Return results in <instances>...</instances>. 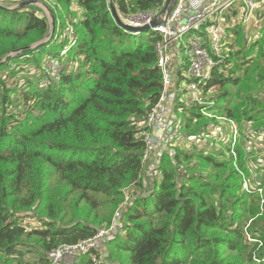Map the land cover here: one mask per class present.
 Here are the masks:
<instances>
[{
  "label": "trees",
  "instance_id": "trees-1",
  "mask_svg": "<svg viewBox=\"0 0 264 264\" xmlns=\"http://www.w3.org/2000/svg\"><path fill=\"white\" fill-rule=\"evenodd\" d=\"M36 1L54 19L52 38L4 62L50 27L33 6L0 8V264H51L48 254L109 230L120 209L121 230L74 264H264V176L251 182L243 144L205 152L174 140L159 157V180L144 186L140 123L161 92V36L124 30L108 0ZM164 1L116 2L129 19L158 12ZM258 11L255 42L248 45L241 28L225 29L226 66L213 71L204 105L177 113L180 138L219 123H234L245 140L264 130L262 4ZM70 26L77 40L68 47L59 37ZM52 48L60 62L69 50L57 78L47 66L57 60ZM25 68L32 71L22 76Z\"/></svg>",
  "mask_w": 264,
  "mask_h": 264
},
{
  "label": "built area",
  "instance_id": "built-area-1",
  "mask_svg": "<svg viewBox=\"0 0 264 264\" xmlns=\"http://www.w3.org/2000/svg\"><path fill=\"white\" fill-rule=\"evenodd\" d=\"M202 1L176 0L170 13L165 17V23L151 30L161 36L155 45L157 67L161 74V92L156 105L140 123L141 128H146V131L141 133L144 135L147 147L144 160L154 149L151 144L154 129L165 131L175 124V129L170 133V138L174 137L179 126L177 113L183 110L182 106L188 108L195 104L204 105V90L213 71L226 66L228 53H225V46L229 38L223 27V17L234 13L235 9L236 17H240L244 26H252L255 21L254 24L261 27L259 22H262V19L256 21V12L264 0H210L208 3ZM158 12L141 14L123 21H128L131 26H141L148 23ZM65 32L69 36L67 46H75L72 44L75 33L71 30ZM189 35L191 36L188 37ZM186 37L188 38L184 47L185 58H181L180 41ZM174 46L176 56L172 52ZM60 54V56L65 55L66 50L61 51ZM55 73L54 69L51 75L54 76ZM229 125L235 128L234 123ZM166 139H162L163 142ZM243 186L247 189L246 183ZM121 228L120 211H117L109 230H101L93 238L74 246H60L48 254L51 264L77 263L80 253L98 251L103 242L111 239ZM109 232L111 233L108 234Z\"/></svg>",
  "mask_w": 264,
  "mask_h": 264
},
{
  "label": "rangeland",
  "instance_id": "rangeland-1",
  "mask_svg": "<svg viewBox=\"0 0 264 264\" xmlns=\"http://www.w3.org/2000/svg\"><path fill=\"white\" fill-rule=\"evenodd\" d=\"M21 2L22 1L20 0L17 5H11V4L8 5V3H10V2L4 1V2H0V6L14 10V9H18V5ZM46 3H48V2H46ZM262 5L264 6V2ZM30 6L37 8L38 9L37 14L45 17L47 20H49V23L51 22L50 18L52 17V15H51L50 11L48 10V8L46 7L47 5H44L43 3L38 2V3L30 5ZM23 8L25 10L26 7H23ZM70 10H72V12H69V13L72 14V16H74L75 10H73V9H70ZM60 12L63 14V16L66 15V13H67L63 9H60ZM236 15H237V12L235 13V9H234V13H230L229 15H226L223 17L224 29L229 28L230 30H232L235 28H241L244 38L247 39V44L249 45L252 42H255L256 36H258L262 33L261 27H258L256 24H254L255 21L252 24V26L251 25L244 26L240 17L239 16L236 17ZM260 16H261V13L258 11L256 13V21L259 20ZM124 21L126 23H128V21H126V20H124ZM137 23H139V21H137ZM259 23H261V22H259ZM65 30L74 31L72 26L67 27ZM250 31H251V33L249 34ZM52 35H53V33L52 34L49 33V35L45 39H47L49 41L52 38ZM64 36L67 38V40H69V36L66 33H64L62 36H60L59 40L60 41L65 40ZM190 36L191 35H189L188 37H190ZM188 37L183 38L180 41V45L182 47V50L179 53H180L181 58H185L184 47L187 45V38ZM76 40H77L76 37H74L72 39L73 45H75ZM232 40H233V36L231 35V41ZM38 44L39 43L34 44V47L36 48V46ZM66 45H68V43ZM239 47H241V44L234 45L233 51H235ZM35 48H33V49H35ZM51 50H53V52L56 54L53 59H55L56 57L58 58L60 48H52ZM67 52L65 55L61 56V62L58 61L59 59H57V58H56L57 60H55V61H51V60L48 61L47 66L51 69V71L53 72L54 69L56 70L55 75L51 76V77L57 78L58 74L60 72L61 66L63 64L66 65L65 63H67V60L69 59V54ZM15 55L16 54H10V58L14 57ZM3 60H2V62H4ZM25 70L26 71L22 74V76H26V74H28V71H32L31 69H28V68H25ZM42 83H43V81H42ZM43 85H45V84L43 83ZM219 102H218L219 105L223 104L222 101L220 103ZM177 117L181 118V116H179L178 114H177ZM249 128H250V123L244 124V127H243L244 130H250ZM237 129H238L237 125H235V128L233 129L227 123H219L218 125H213V126L207 128V131L202 133L200 136L199 135L198 136H192L190 138L185 139V138H180V136L182 134L180 133V131H179L180 128L178 126V128H176L177 134L175 135L177 137H173V139L170 141L168 138L160 145L157 143L156 146H153L154 149L147 154L146 170L147 171L151 170V172H152L151 174H154L153 176H157V180H159V173H157V171H155V169L158 168L159 157L161 156L162 152L168 151L169 148H171V146L174 145V143H172L174 140H175L176 144L183 146L185 148V150H190V149L196 147L198 149L205 150V152H210L211 150H213L211 148L212 146H214L220 150V149H223V145L225 143H230L231 148L235 147V145L237 143H240V144H243V148L245 150V155L243 157H244V159H246V162H247V166H248V169L250 172L249 177L251 178V182L252 183L257 182L259 180V178H262L264 176V130L259 132L258 135L250 136L248 139L245 140L244 138H242L241 134H239V131ZM230 154H232V153L229 152V155ZM155 164H156V167H155ZM154 171L156 173H154ZM242 189L244 190V186ZM120 210H117V211H120ZM117 211H115V213ZM115 213L113 214V216L115 215ZM113 216H112V218H113ZM99 231H101V230H99ZM110 233L111 232H109L108 234H110ZM104 249H105V247H104Z\"/></svg>",
  "mask_w": 264,
  "mask_h": 264
},
{
  "label": "water",
  "instance_id": "water-1",
  "mask_svg": "<svg viewBox=\"0 0 264 264\" xmlns=\"http://www.w3.org/2000/svg\"><path fill=\"white\" fill-rule=\"evenodd\" d=\"M116 1L117 0H108L109 10H110L115 22L120 27H122L124 30H126V31H128V32H130V33H132L134 35H138V34L149 32L153 28H155V27H157V26H159L161 24H164L165 23V17H166V15H168L170 13V11H171L172 7L174 6L176 0H165L163 6L160 9V11L148 23H146L144 25H141V26H131V25L125 23L123 21V19L121 18L119 12H118L117 2ZM36 3H38V2L35 1V0L21 2L18 5V8L27 7V6L36 4ZM0 8L5 9V10H11V9L5 8L3 6H0ZM50 19H51V22L49 23V27H50L49 33L52 34L54 32L55 25H54L53 17H51ZM48 22H49V20H48ZM47 42H48L47 39L39 42V44L36 46V48L46 44ZM33 48H35L34 45L29 46L27 48H23V49H21V50H19L17 52H14L13 54L21 53L23 51H27V50H30V49H33ZM9 58H10V55L6 56L3 61H6ZM172 129H173L172 126L168 130H165V131H162L160 129H154L153 133H156V135H152L151 144L153 146H156V144L158 142V138H160L161 135L165 136V138L168 139L169 136H170V133L172 132Z\"/></svg>",
  "mask_w": 264,
  "mask_h": 264
},
{
  "label": "crops",
  "instance_id": "crops-1",
  "mask_svg": "<svg viewBox=\"0 0 264 264\" xmlns=\"http://www.w3.org/2000/svg\"><path fill=\"white\" fill-rule=\"evenodd\" d=\"M210 0H203L202 1V3H208ZM172 52L174 53V55L176 56L177 54H176V48H175V46L173 47V50H172ZM186 98H184V100H185ZM178 118V117H177ZM152 135H156V133H152ZM165 138V136H162L161 135V137L160 138H158V144L160 145V144H162L163 143V140L162 139H164ZM162 148V147H161ZM155 167H156V164H155ZM152 172H151V170H146L145 172H144V174H143V182H144V186L146 187V188H148L149 190L152 188V186H153V184H152V182H153V175L154 174H151ZM154 173H156L155 171H154ZM145 194H147V193H145Z\"/></svg>",
  "mask_w": 264,
  "mask_h": 264
},
{
  "label": "bare ground",
  "instance_id": "bare-ground-1",
  "mask_svg": "<svg viewBox=\"0 0 264 264\" xmlns=\"http://www.w3.org/2000/svg\"><path fill=\"white\" fill-rule=\"evenodd\" d=\"M71 264H74L73 262Z\"/></svg>",
  "mask_w": 264,
  "mask_h": 264
}]
</instances>
